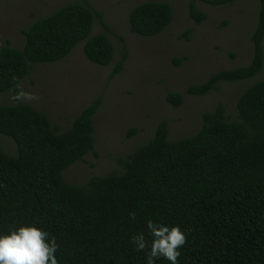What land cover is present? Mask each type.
<instances>
[{"label": "trees", "instance_id": "1", "mask_svg": "<svg viewBox=\"0 0 264 264\" xmlns=\"http://www.w3.org/2000/svg\"><path fill=\"white\" fill-rule=\"evenodd\" d=\"M195 1L219 7L235 0H193L188 16L201 24L207 16ZM95 18L104 33L92 35ZM172 20L165 2L141 3L128 14L130 32L144 38L159 35ZM108 34L113 36L101 15L84 3L36 20L22 31L21 49L8 40L0 47V94L19 86L31 65L60 62L80 43L89 62L110 65L115 47ZM114 38L119 60L112 77L128 54L125 39ZM250 40L249 65L212 74L186 94L201 97L222 83L247 81L260 73L264 0H258ZM182 100L174 93L165 97L174 109ZM99 105L97 97L63 133L27 104L0 106V134L16 146L15 156L0 148V234L20 226L48 232L58 245V264H147L149 248L135 251L130 238L143 233L150 246L146 223L151 220L179 226L185 234L178 264H264V79L241 93L236 120H227L223 106L217 105L202 115L198 132L174 142L168 141L162 121L150 141L117 161V172L70 185L64 172L93 152L92 118ZM137 132L130 129L127 138ZM155 264L169 262L157 259Z\"/></svg>", "mask_w": 264, "mask_h": 264}, {"label": "rangeland", "instance_id": "2", "mask_svg": "<svg viewBox=\"0 0 264 264\" xmlns=\"http://www.w3.org/2000/svg\"><path fill=\"white\" fill-rule=\"evenodd\" d=\"M145 2H165L173 11L170 25L152 38L129 30V12ZM191 2L0 0V47L8 40L12 48L21 49L23 30L57 9L76 3H84L99 13L113 33V36L108 34L115 47L110 65L103 67L89 62L80 43L60 62L31 65L19 86L0 94V106L27 104L43 112L61 133L69 129L92 100L100 98L92 118L93 152L64 172L66 183L82 185L91 177L117 172V161L150 141L162 121L168 128V141L174 142L198 132L202 115L212 112L217 105L223 106L227 120H236V101L249 85L264 79V60L262 70L253 79L222 83L217 91L201 97L189 96L186 90L219 71L250 64L253 55L250 37L256 24L258 0H235L231 5L219 7L195 1L197 9L207 16L201 24H195L188 16ZM104 32L95 18L92 35ZM114 34L125 39L128 54L120 71L112 77L119 60ZM172 93L183 99L176 109L165 101L167 94ZM132 128L138 132L128 139ZM0 148L11 156L16 155L12 139L1 134Z\"/></svg>", "mask_w": 264, "mask_h": 264}, {"label": "clouds", "instance_id": "3", "mask_svg": "<svg viewBox=\"0 0 264 264\" xmlns=\"http://www.w3.org/2000/svg\"><path fill=\"white\" fill-rule=\"evenodd\" d=\"M129 216L135 219V213ZM146 228L151 237L150 246L145 235L139 233L130 238L134 250L141 252L149 248L147 264H155L157 259L178 264L180 249L186 242L179 226L169 227L149 220ZM57 248L55 237H50L48 232L34 226H20L7 234H0V264H58Z\"/></svg>", "mask_w": 264, "mask_h": 264}]
</instances>
